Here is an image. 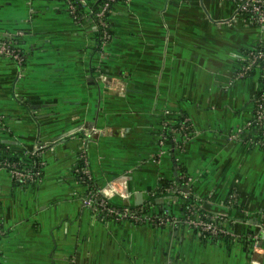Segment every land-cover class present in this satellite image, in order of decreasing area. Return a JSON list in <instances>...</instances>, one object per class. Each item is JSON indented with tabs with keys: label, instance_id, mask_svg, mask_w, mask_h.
Wrapping results in <instances>:
<instances>
[{
	"label": "crops",
	"instance_id": "crops-1",
	"mask_svg": "<svg viewBox=\"0 0 264 264\" xmlns=\"http://www.w3.org/2000/svg\"><path fill=\"white\" fill-rule=\"evenodd\" d=\"M68 1L0 0V38L17 35L25 58L0 55V144L19 157L44 148L39 181L0 167V264H253L246 237L264 218V147L246 124L262 83L258 70L239 71L264 27L232 0L118 1L104 42L90 13L98 0L80 17ZM184 122L193 134L182 148L161 146L166 124ZM83 153L94 186L119 181L133 206L183 181L201 209L232 220L235 238L93 211ZM170 195L152 215L182 214Z\"/></svg>",
	"mask_w": 264,
	"mask_h": 264
},
{
	"label": "built area",
	"instance_id": "built-area-1",
	"mask_svg": "<svg viewBox=\"0 0 264 264\" xmlns=\"http://www.w3.org/2000/svg\"><path fill=\"white\" fill-rule=\"evenodd\" d=\"M79 4L84 7H89L90 4L87 0H78ZM116 0H106L102 7L97 11H91V16L97 23L101 39L107 42L112 37V32L109 30V24L107 21L106 13L111 10V5ZM129 2L130 0H124ZM236 3L237 13L245 18L247 22L252 25L264 27V0H232ZM69 11L78 16L77 6L71 1H68ZM23 42L19 40L17 35H8L0 38V55L12 58L22 64L25 60L23 56V50L20 48ZM264 61V49L256 51L253 50L250 53L249 59L243 68L239 71L240 76H246L252 70L254 64L257 61ZM261 71H264V64L260 66ZM256 106L254 116L246 124V128L250 131L252 140L261 147H264V84H261V89L256 96ZM168 125V124H166ZM165 125V126H166ZM173 134L172 143H167V136L164 132L161 134L160 144L161 146L169 145L173 149H181L183 141L188 140L193 134L191 132V126L188 122H184L180 128H171ZM0 147L4 148L1 144ZM44 148L38 147L35 151L29 153L34 159L31 161V166L19 165L17 162L9 161L3 153V157L0 160V167L8 170V172L18 180L20 183H29L39 181L43 172V161L39 158ZM82 165L79 166L77 172L81 181H84L85 192L83 193V202L89 205L93 211L101 213L107 218L115 220H127L134 223H181L193 228L201 237L210 238H223L231 235L235 238L234 233L229 230V225L232 220L222 214L209 213L207 211L199 212V208L192 207L189 209V214H181L178 217L171 215L170 213L153 214L152 216L141 215L139 210L135 206L131 205L128 201L129 195L125 186H122L119 181H113L102 188L94 186L93 176L89 169V163L86 155L83 153L81 156ZM119 186H122V190ZM170 194L182 195L181 202H184L185 197H192L187 190H181L178 187L170 186L166 188ZM119 195L122 198L121 202L114 200L115 196ZM195 198V196H194ZM197 199V198H196ZM198 201V200H197ZM138 206V205H137ZM264 217V215H263ZM257 230L250 232L247 235V239L253 238L254 243L252 248V263L263 264L264 254L259 251L264 243V218L258 222ZM2 230H0V235Z\"/></svg>",
	"mask_w": 264,
	"mask_h": 264
},
{
	"label": "trees",
	"instance_id": "trees-1",
	"mask_svg": "<svg viewBox=\"0 0 264 264\" xmlns=\"http://www.w3.org/2000/svg\"><path fill=\"white\" fill-rule=\"evenodd\" d=\"M76 6H77V13H78V17L82 16V15H85V14H89V10L84 7V6H81V4H79V1L78 0H71ZM106 0H98L96 3L92 4L91 7H90V11H97L99 10L101 7H102V4L105 2ZM118 1H124V0H116L115 2L112 3L111 5V10L109 12L106 13V17H107V21H108V24H109V30L111 29L110 28V20H109V16H110V13L112 11V8H113V5L118 2ZM91 13V12H90ZM90 15V14H89ZM101 36V35H100ZM264 49V46H257L256 51H259V50H262ZM264 64V61L263 60H259L257 61L256 64H254L252 70L250 71L249 74H253L255 73L257 70L260 72V80H261V83L262 85L264 84V71L260 68V66H262ZM257 98V97H256ZM255 104H256V99H255ZM171 128H173V126L171 125H167L163 132L164 134L167 136L168 140H167V143H172V137H173V134L171 132ZM176 128H180V126H176ZM173 144V143H172ZM3 153L4 156L11 162H17L19 165L23 166V165H26V166H31V161L34 159L33 156H31L30 154H28L27 156H24V157H19L17 156V154L15 152H12L11 150H8V149H5L2 147H0V154ZM39 159V162H40V158H37ZM82 183L84 184V181H82ZM170 185H167V186H163V188H161V190H159L157 193H155L154 195H151L149 197V199L144 203V204H141L139 206H135L136 209L139 210L140 214L141 215H152L151 213V205H152V202L154 203V201L156 200L157 196L162 194L165 195V196H168L170 195V193L168 191H166V188L167 187H170L171 186V183H169ZM174 187H178L180 188L181 190H184V182L183 181H179L178 183H175V185H173ZM171 196V195H170ZM180 198L182 195H179ZM171 206H173V204H171ZM179 208H180V211L182 214H186L188 215L189 214V209L192 208V207H195V208H199V212L203 211V209H201L199 207V204H198V201L196 199V197L194 198V196L192 197H185L184 199V202H181L178 204ZM0 230H1V223H0ZM227 238V236H226Z\"/></svg>",
	"mask_w": 264,
	"mask_h": 264
},
{
	"label": "flooded vegetation",
	"instance_id": "flooded-vegetation-1",
	"mask_svg": "<svg viewBox=\"0 0 264 264\" xmlns=\"http://www.w3.org/2000/svg\"><path fill=\"white\" fill-rule=\"evenodd\" d=\"M5 36H8V35H5Z\"/></svg>",
	"mask_w": 264,
	"mask_h": 264
}]
</instances>
